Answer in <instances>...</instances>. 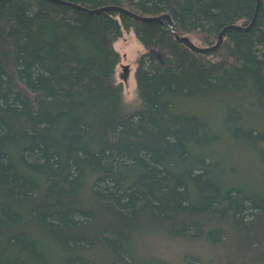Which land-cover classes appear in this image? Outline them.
Segmentation results:
<instances>
[{"label":"trees","instance_id":"1","mask_svg":"<svg viewBox=\"0 0 264 264\" xmlns=\"http://www.w3.org/2000/svg\"><path fill=\"white\" fill-rule=\"evenodd\" d=\"M64 1L78 7L0 0V264H145L129 244L150 227L180 238L213 228L220 240L227 223L238 242H264V179L233 186L227 158L211 153L225 125L264 165L252 121L264 122V0L251 28L227 29L208 53L175 35L211 46L225 26H247L257 0ZM106 5L173 25L86 10ZM130 29L147 50L134 111L114 77L113 42Z\"/></svg>","mask_w":264,"mask_h":264},{"label":"rangeland","instance_id":"2","mask_svg":"<svg viewBox=\"0 0 264 264\" xmlns=\"http://www.w3.org/2000/svg\"><path fill=\"white\" fill-rule=\"evenodd\" d=\"M113 48L119 54L114 77L116 82L122 85L124 107L127 111H134L140 103L135 80L137 59L147 50L138 41L132 29L123 31L121 37L113 42ZM151 55L159 60L162 58L160 51L152 52ZM125 64L128 65L126 79L122 77V65ZM180 102V106L188 113H199L206 103L201 100ZM215 108L206 107L203 111L209 120L221 121L224 118L222 109L216 105ZM252 121L255 128L264 133V122L254 118ZM245 127L248 126L244 125L243 129ZM218 133L216 144L212 146L215 151L211 153L216 156L218 153L222 158L226 157L230 168L234 170L232 176H228L227 182L236 187L254 189L255 187L252 186L254 177L261 181L264 179V165L261 158L243 142L238 144L239 142L234 141L231 127L224 125ZM259 146L264 149V142ZM207 151H211L210 148H207ZM223 224L226 227H221L220 240H216L217 235L212 227H209L212 230L207 227L209 229L207 233L211 231L210 234L205 232L200 238L172 237L160 227L146 228L134 235L129 244V254L131 259L145 264H264L260 256L264 242L260 236L252 240V244L246 245L238 242L237 235L228 226L229 224Z\"/></svg>","mask_w":264,"mask_h":264},{"label":"water","instance_id":"3","mask_svg":"<svg viewBox=\"0 0 264 264\" xmlns=\"http://www.w3.org/2000/svg\"><path fill=\"white\" fill-rule=\"evenodd\" d=\"M61 4H66V5H70L73 7H78V5L73 4V3H69L67 1L64 0H52ZM260 4V0H257V4L255 7V11L253 14V17L250 21V23L245 26L242 27L240 25H234V24H230L225 26L218 34V38L217 41L215 42V44L211 45V46H206V47H202V46H197L195 45L192 41H190V39L187 36H179V35H175V38L184 43L188 48H190L191 50L198 52V53H208L214 49H216L223 38V34L227 29H238V30H248L249 28L252 27L254 21H255V17L257 14V10ZM89 13H98V12H103V11H117L119 13H124L129 15L130 17H132L133 19H137L140 21H154L157 22L161 25H166L168 27H172L173 25V20L171 19L170 15L168 13H162L159 15H138L134 12L129 11L128 9L124 8V7H120V6H115V5H106V6H102V7H98V8H94V9H86ZM151 52L155 53V50H151ZM122 69H123V73H122V77L124 79H126L127 75H128V65H122Z\"/></svg>","mask_w":264,"mask_h":264}]
</instances>
